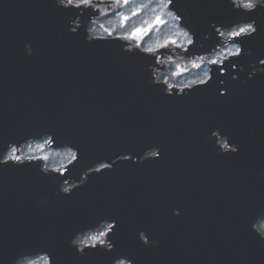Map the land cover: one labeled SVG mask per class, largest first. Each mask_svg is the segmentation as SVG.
Returning a JSON list of instances; mask_svg holds the SVG:
<instances>
[{
  "label": "water",
  "instance_id": "water-1",
  "mask_svg": "<svg viewBox=\"0 0 264 264\" xmlns=\"http://www.w3.org/2000/svg\"><path fill=\"white\" fill-rule=\"evenodd\" d=\"M168 5L191 34L185 49L193 54L220 44L216 26L250 22L231 0ZM104 7L98 11H111ZM260 9L258 32L235 38L241 54L209 62L203 81L167 90L151 78L156 53L127 48L119 36L89 37L88 13L73 24L76 7L58 0H0V151L48 136L77 157L49 171L40 159L0 165V264L40 251L52 264H112L118 256L133 264H264V238L252 227L264 215ZM220 137L238 151L223 150ZM150 149L160 155L144 156ZM100 162L110 169L95 168ZM82 177L70 194L60 191ZM103 218L118 221L107 231L114 248L89 245L79 254L72 236ZM104 221L114 223L80 233Z\"/></svg>",
  "mask_w": 264,
  "mask_h": 264
},
{
  "label": "rangeland",
  "instance_id": "rangeland-1",
  "mask_svg": "<svg viewBox=\"0 0 264 264\" xmlns=\"http://www.w3.org/2000/svg\"><path fill=\"white\" fill-rule=\"evenodd\" d=\"M165 10H155L152 14L149 10H128V11H118L116 15V23L118 22L123 25L120 27V30L123 27H130L126 35L124 36L126 41H130L129 46L125 47H138L140 49H146L147 51H155V50H162L168 48L167 46V38L171 37L172 44L175 45L177 49L184 50L187 46V43L190 42V38L186 39V34L188 33L182 25L183 28L178 26V21L176 20V24L172 30V26L170 24V29L168 28V22L166 17L168 15L165 14ZM170 15V14H169ZM148 17L150 19L148 20ZM171 17V15H170ZM163 23V24H162ZM118 25V26H119ZM114 28V27H113ZM236 30V29H235ZM234 30V31H235ZM185 34V35H184ZM189 34V33H188ZM90 36H100V32L90 31ZM122 35V34H121ZM190 35V34H189ZM133 39V40H132ZM147 46V47H146ZM184 48V49H183ZM234 48H230L233 50ZM228 48H224L222 50H218L216 54H212V56H198L194 57L191 56L187 59V61H183L180 58H172V59H165L164 63L167 66L175 65L181 66L182 73L180 75H176V81L166 82L169 87L175 86L178 88H184L188 85H191L195 81H200L205 79L208 76V62L219 61L223 57V53L226 52ZM177 55H180L181 52L179 50L175 51ZM157 62V61H156ZM157 64V63H156ZM155 64V65H156ZM178 64V65H177ZM152 67V79H157V76H160V72H154ZM176 70L173 68L171 71V76L174 77L173 71ZM161 78V77H160ZM221 142V141H220ZM223 148H228V145L222 143ZM58 148L61 147H52L49 143L48 136H42L40 138H31L20 145L12 144L9 148L3 152L1 159L8 158V160H13V155L19 156L21 160L26 159H40L42 161L43 169L46 171L49 170H58L63 165H65L70 159L74 157V152L72 150V156L66 163H61L62 156L64 152L61 150L59 151ZM151 154V152H146V154ZM106 163L100 164L101 166L105 165ZM99 166V167H101ZM76 182L74 181H64L61 184V189H70L72 186L75 185ZM110 222L104 221L98 227L92 230L85 231L80 233L75 238V244L79 248H84L89 245L99 244L100 241L103 240L105 243L108 242L107 238V231L109 230ZM258 225L262 226L261 230L259 229ZM256 227L261 231L264 232V221L259 222ZM104 233L103 236H100V233ZM99 237V239H96ZM29 264H40V260L48 262L46 255H34L29 256L28 258Z\"/></svg>",
  "mask_w": 264,
  "mask_h": 264
},
{
  "label": "flooded vegetation",
  "instance_id": "flooded-vegetation-1",
  "mask_svg": "<svg viewBox=\"0 0 264 264\" xmlns=\"http://www.w3.org/2000/svg\"><path fill=\"white\" fill-rule=\"evenodd\" d=\"M238 3H241L242 0H236ZM232 2V0H231ZM67 3V0H65V4ZM169 0H86V2H81V0H73L72 5L69 6H74L76 7V15L74 20L72 21L73 24H82V21L88 13V20H87V25L86 28L87 30L90 31H96L100 32V36H109V35H119L120 37L124 38V36L127 34V27H123V29L119 32L117 31L118 27H122L123 25L117 22L116 15L118 14V11H128V10H149L152 14L155 12V10H165V14L168 15V18L166 17V20L168 22V28L170 29V24L172 26V30L176 24V20L179 22V18L175 14L172 8L169 7L168 5ZM110 6L109 10H111L109 13H102L98 10H104V6ZM64 6V5H63ZM260 10H264V6H262ZM86 10H90V12H85ZM95 11L97 13L95 14ZM171 17H170V15ZM150 17H148V20ZM251 22V21H250ZM250 22H238L235 24H232L227 27H222V26H216L215 29L218 30V35H220V45L214 49L210 53L206 54H193L190 52H187L186 49L180 50L175 47V45L172 44V39L171 37L167 38V46L168 48H165V52L160 54L158 53L157 50L154 52L156 53V60L157 64L153 68L154 72H160V76H157L156 80L164 81L165 83L171 82V81H176V75H180L182 73V68L181 66H176L171 65L170 67L167 66L164 61L165 59H172V58H180L183 61H187L188 58L191 56L198 57V56H212V54H216L218 50H222L224 48H228L226 52L223 53V57L227 56L228 54H235L237 48L240 49V44L235 40V38L239 35H236L235 33L239 32V28L245 27L247 23ZM163 24V23H162ZM178 26L183 28L182 26ZM119 25V26H118ZM114 27V28H113ZM184 29L187 31V29L184 27ZM236 29V30H235ZM235 30V31H234ZM188 32V31H187ZM189 33V32H188ZM184 34L187 38H190L191 41V35L189 34ZM122 34V35H121ZM133 40V39H132ZM131 39L129 40L130 44ZM132 42V41H131ZM190 43V42H189ZM187 43V44H189ZM234 48L233 50H230V48ZM179 50L181 52L180 55H177L175 51ZM221 58V59H222ZM219 59V60H221ZM175 68L176 70L173 71L174 77L171 76V71ZM161 77V78H160ZM204 80V79H202ZM167 84V83H166ZM168 85V84H167Z\"/></svg>",
  "mask_w": 264,
  "mask_h": 264
},
{
  "label": "snow or ice",
  "instance_id": "snow-or-ice-1",
  "mask_svg": "<svg viewBox=\"0 0 264 264\" xmlns=\"http://www.w3.org/2000/svg\"><path fill=\"white\" fill-rule=\"evenodd\" d=\"M72 2L73 0H67V3L65 4V0H63V3L62 5H64L65 7L69 6V5H72ZM81 2H86V0H81ZM232 3L235 4V7L236 9H243L244 12H245V15L247 16V18L251 21L250 23H247L245 27H241L239 28V32L238 33H235L236 35H239V34H245L247 38H251L253 34L257 33L258 32V29L260 28V25L257 23V20L254 18L253 16V13L255 10L258 9V7H262V3H264V0H242L241 3H236V0H232ZM254 22V23H253ZM72 32H75V29L72 28L71 29ZM236 54H241V49L237 48L236 50ZM260 63H264V60H260L259 61ZM213 63H215V61H213ZM204 83V82H202ZM220 84V83H219ZM204 86H209V82L208 83H204ZM221 89V88H220ZM219 89V94L220 95H224L226 92H221V90ZM220 131V130H219ZM221 132V131H220ZM212 136L215 137L214 133L212 132ZM155 147V146H153ZM150 148V147H149ZM158 148V147H157ZM232 152H236L238 151V149L236 147H232L231 150ZM0 155H3V152L0 151ZM160 155V150L158 152H155L152 154V157H158ZM142 159L143 156H141ZM12 159L14 161H21V158L19 156H15L13 155ZM74 159H77V157H74ZM6 162H8V158H5L3 160H0V165L2 164H5ZM106 168L110 169V166H105ZM96 172H99L100 169H96L95 170ZM64 192L66 193H69V189L65 188L63 189ZM70 194V193H69ZM176 215H179V213H175ZM104 220H111L113 221L114 223L113 224H110L109 225V229H110V233L113 231L114 227L117 226V219L115 218H103ZM261 221H264V217H261L259 219H257L255 222H254V225H252V227H254L255 231L260 235V236H264V232H261V231H258L257 228H256V225L261 222ZM104 233H100V236H103ZM96 239H99V237H96ZM146 239L149 241V237L148 235L146 236ZM70 243H73L72 241H70ZM100 246L103 247V249H109V250H112L114 247H113V244H112V240L108 238V242L105 243L103 240L100 241ZM95 248V247H94ZM76 250V248H75ZM86 248H82L81 251H79L78 253L81 254V255H86ZM38 253H44L46 254V256L48 257V260H49V264H52V255L50 252L48 251H40ZM38 253H34V254H30V255H21V258H20V261H19V264H29V261H28V257L31 256V255H36ZM123 258L120 259V260H117V264H131L130 260L126 257V256H122Z\"/></svg>",
  "mask_w": 264,
  "mask_h": 264
},
{
  "label": "clouds",
  "instance_id": "clouds-1",
  "mask_svg": "<svg viewBox=\"0 0 264 264\" xmlns=\"http://www.w3.org/2000/svg\"><path fill=\"white\" fill-rule=\"evenodd\" d=\"M258 2H259V0H258ZM58 3L62 5L63 0H58ZM262 6H264V3H262ZM253 23H254V22H253ZM26 47H27V51H28L29 53H31V51H32L31 46H30V45H27ZM215 130H219V129H214L213 131H215ZM233 145H234V147L237 148V145H236V144H233ZM237 149H238V148H237ZM141 160H143V159L141 158ZM60 191H61L62 193L68 194V193L64 192L61 188H60ZM173 211H174V213H175V210H173ZM261 217H264V215H259V216L255 219V221H256L257 219L261 218ZM102 220H104V219H100L98 222H93V223H91V224H89V225L83 227L82 230H78V231L75 232V234H74V235L72 236V238H71V241L73 242V243H71V245L74 246V247L76 248V251H77V252L81 251L82 248H79V247L76 246V244H75V242H74V241H75V238H76V237L79 235V233H80L81 231H83L85 228H91V227H94L97 223H99V222L102 221ZM253 225H254V223H253ZM253 229H254V227H253ZM254 230H255V229H254ZM144 233H145V231H144V230H141L140 233H139V238H140L141 241H143L144 244L147 245V244L149 243V241L146 239V236L144 235ZM261 237L264 238V236H261ZM112 244H113V242H112ZM91 247L94 248V247H96V245H92ZM113 247H114V244H113ZM105 250H109V249H105ZM21 255H22V254H21ZM21 255H18V256L15 258V260H14V264H19V261H20ZM23 255H30V254H23ZM122 258H123L122 256H118V257H116L115 259L112 260V264H117V260H120V259H122ZM129 260H130L131 264H133V261H132L131 259H129Z\"/></svg>",
  "mask_w": 264,
  "mask_h": 264
},
{
  "label": "trees",
  "instance_id": "trees-1",
  "mask_svg": "<svg viewBox=\"0 0 264 264\" xmlns=\"http://www.w3.org/2000/svg\"><path fill=\"white\" fill-rule=\"evenodd\" d=\"M118 30L117 31H121L120 30V26L117 28ZM130 30V27L127 28V31ZM147 47V46H146ZM223 140V139H222ZM58 150L64 152L63 156H62V160H61V163H66L67 160H69L72 156V150L71 148L67 147V146H62L61 148H58ZM151 152V151H150ZM259 229L261 230L262 226L258 225ZM40 264H46L45 261L43 260H40L39 262Z\"/></svg>",
  "mask_w": 264,
  "mask_h": 264
}]
</instances>
